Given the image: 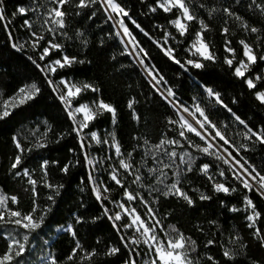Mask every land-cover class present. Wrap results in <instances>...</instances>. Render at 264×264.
<instances>
[{
    "label": "trees",
    "instance_id": "1",
    "mask_svg": "<svg viewBox=\"0 0 264 264\" xmlns=\"http://www.w3.org/2000/svg\"><path fill=\"white\" fill-rule=\"evenodd\" d=\"M76 2L78 0H72V3L62 9L67 13L64 18L66 26L59 29L50 22L44 23L48 10L56 7L52 0H3L4 14L8 19L0 22V103L26 85L35 83L40 91L33 99L12 109L10 116L0 120V195L16 196L18 202L13 204L9 200L8 207L24 214L31 212L34 201L39 206L37 216L43 214V209L50 208V211L42 228L36 232H25L13 224H0V255L8 248L9 240L4 234L6 232L14 233L22 242L23 235H29V242L26 245L28 251L18 258L23 264H40V258L44 256L57 258L58 264H79L78 258L83 252L77 253L76 261L67 260L77 240L85 251L95 249L98 253L91 261H83V264H125L129 250L124 248L120 235L131 236L130 230L118 233L113 228V222L104 215L101 201H97L92 184L89 183L90 172L101 182L102 189L103 187L110 189L106 192L108 199L103 200L110 214L116 211L113 207L116 203L112 201H124L136 208L142 219L148 220L144 204L139 199L128 202L123 198L124 189L111 180L106 168H101L94 174L86 163L85 152L94 151V147L86 144L85 149H81L80 138L72 130L73 121L59 98L62 92L53 91V86L48 82L52 80L56 85L61 78H71L81 85L91 84L100 90L82 91L72 101L73 106L103 99L116 109L115 123L112 115L104 112L89 123L85 132L115 133L124 154L122 157L128 160L127 153L131 152L130 162L144 177L142 181L144 187L133 183L131 191L140 193L144 200L149 202V206L156 210L165 230H168L169 225L175 226L185 236L196 241L197 252L192 253V256H198L199 264H212V261L207 259L208 256L220 264H264V247L254 236V229L248 227L250 222L246 220V216L250 214V210H245L244 197L251 198L261 213L255 225L261 230H264V198L256 191L249 192L244 189L242 184L234 179L228 165L216 159L215 154L205 155L180 139L178 133L181 129L178 124L168 123L169 118L179 119L176 109L153 87L134 58L122 54L125 45L121 43V38L115 35L117 28L114 27L105 9L99 3L78 9L74 6ZM116 2L129 12L128 17H123L125 25L140 46L149 53L150 58H145V63L163 76V81L158 85L161 90L167 94V89H172L175 97L171 99L189 108L198 103L232 145L229 147L217 138L216 142L223 150L227 149L241 163L247 161L264 174V144L256 141L255 137L251 140L245 139L244 133L247 129L235 119V116H239L254 131L264 129V104L256 98L257 91H264V79L255 81L256 88L249 89L244 79L234 75V67L238 66L240 60H245L240 40L248 43L257 54H264V14L252 4V0H185L190 11L208 25L209 31L204 33V39L216 57L215 62L202 61L205 64L203 68L197 69L188 65L187 70L169 59L154 41H158L163 47L173 48L174 55L183 63L190 58L188 48L196 32L200 30L197 20L188 22L186 34L180 36L171 23L180 15L178 8H173L170 12L157 8L153 12L150 8L156 7L158 0ZM257 3L264 4V0H257ZM20 7L25 9V14L18 12ZM225 7L242 19L237 20L235 16L227 15L224 12ZM112 14L115 16V13ZM25 20L32 24V28L25 25ZM245 23L249 26L248 29L244 28ZM5 24L7 28L4 27ZM136 24L148 32L149 36H145ZM49 27L56 30L50 33L47 31ZM251 27L259 31L252 33L249 30ZM224 28L229 29L227 35L223 33ZM32 32L45 37L36 49H33L31 43L34 39ZM166 32L171 34L167 45L164 44ZM226 40H230L231 47L235 49L233 67L224 62L226 56L233 58L225 51ZM48 41L62 44L63 49L50 50V55L42 61L39 56L42 48L48 46ZM13 43L22 44L23 49L18 51L12 47ZM63 55L76 57L84 63H75L65 68L58 67L52 74L41 71L44 64L60 59ZM37 64L41 67L38 68ZM256 76L264 77V61L258 60L246 72L247 78L255 80ZM207 88L218 92L228 107L217 104L214 97H209ZM130 100L135 101L132 109L128 107ZM229 108L231 112L228 111ZM135 116L140 119L134 118ZM187 135L204 146L199 137L191 133ZM14 137L25 149L22 154L16 148ZM165 137L180 139V145L164 146L167 151L177 152L176 163L164 169L167 178L164 183L157 184L156 177L159 176V172L152 174L148 169L161 167L156 163L160 158L166 163L169 162L166 156L161 157V153L152 147ZM145 140L148 144L144 143ZM38 143H45L47 146L36 147ZM184 152H188L192 157L191 171H187L186 163L180 162L179 156ZM213 152L215 153L214 150ZM106 154V157L114 159L112 150ZM17 155H22L23 161L18 169L13 170L11 164ZM44 161L49 162L47 177H44L41 169ZM66 164H69L67 174L61 171ZM204 164L209 165V175L213 180H209L200 170ZM24 169H27L32 179L37 181L35 196L32 185L28 183V177L23 175ZM220 170H225V176L219 175ZM17 171L21 174L17 175ZM124 174L127 175L125 172ZM127 177L131 182L134 179V176ZM177 179L180 181L178 186L192 197L193 206H189L179 196L162 194L166 190L165 185H171ZM45 180L52 185H63L59 188V195L45 186ZM214 182H222L230 189L237 190L230 194L217 193L214 190ZM124 184L127 186L128 182ZM201 193L210 196L211 199L201 200ZM49 195L54 196V201L48 199ZM233 207L240 211H231ZM77 217L81 218V223L76 222ZM212 221L215 223H210ZM67 225L73 226L76 232L75 239L69 232L56 231L57 228ZM210 239L215 242L206 247ZM242 244L247 247L241 248ZM110 246L119 247L120 252L105 255ZM129 248H135L140 253L133 257L139 262L140 257L144 255L143 251L133 245H129ZM225 248L234 251L233 260L223 257ZM13 264H16V261H13Z\"/></svg>",
    "mask_w": 264,
    "mask_h": 264
},
{
    "label": "snow or ice",
    "instance_id": "2",
    "mask_svg": "<svg viewBox=\"0 0 264 264\" xmlns=\"http://www.w3.org/2000/svg\"><path fill=\"white\" fill-rule=\"evenodd\" d=\"M52 2L56 5V7L48 10V15L44 23L48 24L50 22L52 25H55L56 28L63 29L66 26L64 18L67 13L62 9H64L65 5L72 3V0H52ZM97 3H99L100 6L105 8V11L109 13V19L114 21V27L118 25V27L122 30L123 35H121V31H117L115 33L116 36L121 37V43L125 44V50L122 54L134 56L136 62L144 66L148 76L151 77V79L155 82L153 87L159 85L163 81V76H161L158 72H155L154 68H152L150 65L145 63V58H150L149 53L143 47L140 46L139 42L136 40V37L132 35V33L129 31V28L125 25L123 17H128L129 12L126 11L124 7H122L119 3H117L116 0H78V2H76L74 6L78 9H84L92 5H95ZM252 4L256 5V7L260 10V12L264 14V4H258L257 0H252ZM157 8H161L165 12H170L173 8H178L184 20L188 22L197 20L198 23L200 24V30L196 32L195 34L196 38L189 50L190 51L194 50L193 54L194 55L199 54L201 59L200 60L189 59L181 63V61L177 59L176 56L174 55L175 50L173 48L163 47L159 44L158 41H154V43H157L158 47H161V50L169 59L179 64L185 70H187L188 65L197 69L205 67V64L202 62L204 60L215 62L216 57L214 53L209 50V45L208 43L205 42L204 39V33L209 31L208 25L202 19H199L193 12L190 11V8L188 4L185 3V0H158L157 6L151 7L150 10L155 12ZM18 12L20 14H25V9L23 7H20L18 9ZM224 12L229 16H235V13L232 12L227 7L224 8ZM112 13H115V16L111 15ZM76 14L79 15V12H77ZM117 17H119V19H117ZM235 18L237 20L242 19L239 16H235ZM7 19L8 17L4 14L3 0H0V22L6 21ZM24 23L29 28H32V24L29 21L25 20ZM133 23H135V21H133ZM171 23L177 29L180 36H184L186 34L189 25L183 23L180 17H177L175 20L171 21ZM243 26L245 29L249 28V26L246 23ZM4 27L7 28V25L5 24ZM136 27L139 28L140 31L143 32L145 36H149V33L144 31V29L141 28L139 24H136ZM55 30H56L55 28H51V27L47 28V31L50 33L54 32ZM249 30L252 33H257L259 31V29L255 27H251ZM223 33L227 35L229 33V29L224 28ZM64 35L66 36L67 34L64 33ZM78 35L82 36L83 33H78ZM170 35H171L170 33L167 32L165 33V40H164L165 45H167L168 37ZM32 36L34 37V39L31 42L32 47L33 49H36L37 47L40 46V42L43 41L45 37L42 34L38 35L36 32H32ZM125 37H127L128 39L125 40L124 39ZM9 38L11 39V34H9ZM172 38L174 39V37ZM239 43L243 47V56L246 58V60H240L238 66L234 67V75L241 79H244L249 89H255L256 88L255 81L264 79V77L256 76L254 80L252 78H247L246 72L248 71L250 66L256 64L258 60L264 61V54H257L256 52H254L253 48L244 40H240ZM47 45L48 46L42 48V51L39 56V59L42 61L45 59V57L50 55V50L63 49L62 44L53 43L52 41H48ZM129 45L131 46L130 49L128 47ZM12 47L16 48L18 51L23 49L22 44L17 45L13 43ZM225 51L228 52L233 58H229L226 56L224 62L228 64L229 67H233L234 58H235V49L231 47L230 40L225 41ZM141 54H143V56H141ZM33 63H35V61H33ZM75 63H84V61L77 60L76 57H69L68 55H63L60 59H56L52 61L47 66V71L51 73H55L57 71V66L59 68H65V67H71ZM37 67L40 68L41 66L37 64ZM41 71H45V69L41 68ZM48 82L50 85L53 86V91H58L54 81L49 80ZM60 83L64 85L67 91L62 93L59 98L61 102L65 104V109L68 112L69 117L73 121L72 130L76 132V135L80 138V147L83 150L86 147V143L84 136H82L81 134L84 132L85 129L88 128L89 123L93 121L97 115H102L104 112L110 113L113 117V122L115 123L116 109L111 104L104 102L103 99L94 101L91 106L88 104H81L73 108L70 98L77 97L84 90H91L93 92H99L100 90L91 84H83L77 86L75 84H69L68 81L63 79L60 81ZM157 90L159 91V89ZM39 91L40 89L37 87L35 83L19 88L15 95L9 97L7 100H3V102L0 103V120H3L6 117L10 116L12 114L11 112L12 109L19 107L20 105L26 103L28 100L33 99L34 96L39 93ZM206 92L209 97H214L215 102L217 104H220L225 108L228 107L226 104L223 103V100L221 99L220 94L218 92H215L211 88H207ZM161 95L164 94L161 93ZM174 97H175V93L172 91V89L170 88L167 89V95L164 96V98L168 100V102L172 105L174 109H176V115L179 117L178 120L169 118L168 123L178 124L179 128L181 129L178 133L180 139L186 141L189 147L194 148L205 155L215 154L216 159L221 160L225 165H228V169L232 171L234 179L239 181V183L242 184L244 189L248 190L249 192L256 191L261 195V197H264V174H261L260 170H257L254 166L248 164L247 161L241 163L240 160H238L236 156H233L232 152H228L227 149H224V151L227 152L228 158H225L222 155L214 153L213 149L214 147H217L216 145L217 138L219 139V141H222L223 144L232 147L229 140L226 138L225 134L218 128L216 123H214L209 118V116L206 115L205 110L198 103L195 104L193 109V108H189L186 105L176 103L175 99H169ZM256 98L262 104H264V92L257 91ZM134 103H135L134 100H130L128 102L129 109L133 108ZM228 111L231 112V109L229 108ZM79 113H83V120L78 121L76 119V115ZM184 113H186L188 117H191V120L194 121L195 125L198 127L194 126V124L185 117ZM233 115L235 116L234 113ZM134 118L140 119L138 116H135ZM235 119L240 124L244 125L245 129H247V131L244 133L245 139L251 140L252 137H255L256 141H259V143L264 144V129L260 130L259 132L254 131L239 116H235ZM187 133H191L194 136L199 137V139L204 142V146H201L200 144L193 141L187 135ZM110 135L112 137L111 146L114 147L116 156L119 157L124 155L121 152V147L116 139L115 133H111ZM90 136L97 143H101V142L108 143V141L106 140L101 141L95 132H91ZM13 139L16 144V148L20 150L22 154L25 151V149L22 148L21 143L18 140H16L15 137ZM180 139L173 140L165 137L162 138L158 144L152 146L153 148H155V150L158 153H161V157L166 156L169 161L168 163H166L163 158H160L156 160V163L158 165H161V167L148 169V172L152 174H156L157 172H159V176L156 177L157 184L164 183V180L167 178V173L164 171V169H167L176 163L177 152L174 150L167 151L164 149V146L180 145ZM144 143L148 144V141L145 140ZM46 146L47 145L45 143H38L36 145V147H40V148ZM151 150L152 149L150 148L149 151ZM233 150L236 151L235 149ZM237 155H239L238 151H237ZM127 157L129 158L128 160L126 159L119 160V167L122 168L129 175L134 176L132 183L140 184L141 187H144L142 183L144 177L141 174H139V169H135L134 164L130 162L132 153L131 152L127 153ZM84 159L87 164L89 165L93 164V159H90L88 153L86 152L84 155ZM179 159L182 164L186 163L188 165L187 171L192 170L191 168L192 157L188 152H184L183 154H181L179 156ZM22 161H23V156L17 155L13 163L11 164V168L13 170L18 169L19 166L22 164ZM69 163L71 164L72 162ZM48 166H49L48 161H44L41 164V169L44 173V177H47L48 175L47 172ZM200 170L204 175L208 176L209 180H213V177L209 175L208 164L202 165ZM61 171L67 174L69 172V164L64 165V167L61 168ZM16 174L20 175L21 173L17 171ZM23 175L25 177H28V183L32 185V192L33 195L35 196L37 181L35 179H32L27 169L23 170ZM219 175L221 177L225 176V170H220ZM88 179H89V183L92 184V191L95 194L97 201H101V206L103 208L104 215L107 216L108 219L113 222V228L116 229L118 233H122L126 229H134L133 236L126 237L125 235H120L121 243L123 244L125 249L129 250V257L125 261V264H139V262L133 257L135 255H139L140 253L135 248L130 249L129 245H136L138 247L141 243L147 246L148 252L145 253V255H148L150 257L148 260L144 261V264H199L198 256L197 257L192 256V253L197 252L196 241L189 236H185V234L183 232H180L178 229H176L175 226L169 225L168 230H165V228L163 227L162 219L158 218L159 214L156 212V210L149 206V202L144 200V198L140 195V193L129 190V188L122 182V180L118 178V172L115 168L112 169L111 180L124 189V197L128 202H134L137 199H139L140 202L144 204V206L147 208L146 214L150 216L149 220L145 221L144 219H142L141 214L137 212L136 208L131 207V204L126 205L118 201H112V202L117 204V206L122 210V213L116 212L114 214H110V210L103 204V200H107L108 197L102 195L101 182L96 181L91 172L89 173ZM44 183L45 186L51 189L56 195H59V188L63 187V185L56 186L47 183L46 180L44 181ZM179 183L180 181L179 179H177L175 183H172L171 185H165L166 190L163 191L162 194L164 196H169V195L179 196L180 198L184 199L189 206H193L194 201L192 197H190L186 191H184L181 187L178 186ZM193 190L198 191L197 189H193ZM214 190L217 193L222 192L225 194H230V192H235L237 189L236 188L230 189V187L225 186V184L222 182H214ZM109 191H110L109 188L103 187V192H109ZM48 199L54 201V196L49 195ZM200 199L210 200L211 197L201 193ZM9 200H11L13 204H16L18 202L16 196L8 197L5 195H0V224H13L15 226H18L19 228L24 229L25 232L28 233L36 232L37 230L42 228L45 221V217L47 213L50 211V208L43 209L42 210L43 214L37 216L36 212L39 206L36 205L34 201L33 202L34 206L31 212L24 214L21 213L20 211L10 209L8 207ZM244 204H245V210L246 211L250 210V214L246 216V220L250 222L248 224V227L254 229V236L258 238L261 246L264 247V230H261L260 228H257L255 226L256 221L259 220L261 217V213L257 210V207L254 204L253 200L248 196L244 197ZM231 211L233 212L240 211V209L233 207ZM122 216H127L129 222L118 224L117 222H120L122 220ZM76 222L81 223L82 222L81 218L77 217ZM210 223L214 224L215 221H212ZM62 230L71 233L73 238L75 239L76 232L73 229L72 225H68L66 228ZM160 233H163V237L160 235ZM237 239H239V237H237ZM28 242H29V235L27 234L23 235V242L17 239L15 236H11V234H9L8 248L7 251L3 253V255H0V264H13V261H16V264H23L22 261L18 260V258L24 256L26 251H28V248L26 247ZM97 242L99 243V241ZM214 242H215L214 240L210 239L207 241V244L205 246L207 247L208 245H212ZM232 242L234 243V241ZM45 243L47 244L48 241H45ZM245 247L247 246L243 244L241 245V248H245ZM78 252H83V255L78 258L79 264H83V261L85 260L91 261L94 256L98 255L95 249H92L91 251H85L82 248L80 242L77 240L75 247L71 250L70 254L67 256V260L76 261ZM118 252H120L119 247L110 246L107 248L105 255H109V256L115 255ZM223 257L226 258L227 260H233L235 257V253L233 250L225 248L223 250ZM207 259L209 261H212V264H220L219 261H216L211 256H208ZM40 264H58V261L57 258L44 256L40 258Z\"/></svg>",
    "mask_w": 264,
    "mask_h": 264
},
{
    "label": "rangeland",
    "instance_id": "3",
    "mask_svg": "<svg viewBox=\"0 0 264 264\" xmlns=\"http://www.w3.org/2000/svg\"><path fill=\"white\" fill-rule=\"evenodd\" d=\"M178 17L181 18V20H182L183 23H186V24L188 23V21H186V20L183 19L181 12H180V15H179ZM195 38H196V36L194 37L193 41L191 42V44H190V46H189V48H188V52H189V54H190V58H189V59H191V60H198V58H201V57L199 56V54H195V55L193 54L194 50H191V51L189 50V49L191 48V45H192V43L194 42ZM189 59H188V60H189ZM55 60H56V59H55ZM245 60H246V58H245ZM52 61H54V60H52ZM52 61H50V62H48V63H46V64L43 65V67H44L46 73L52 74L51 72L47 71V66H48ZM57 68H58V66H57ZM62 79L68 81L69 84H75V85H77V86H80V85H81V84L77 83L76 81L72 80L71 78H67V79H66V78H61V79H59V80L56 82V87H57V89H58V91H56V92H58V93H59V92L64 93V92L67 91V89H65L64 85L60 83V81H61ZM260 92H264V91H260ZM75 98H76V97H75ZM75 98H70V99H71V103H72V101H73ZM63 104H64V103H63ZM81 104H88V105L91 106V105L93 104V102H92V103H81ZM81 104H79V105H81ZM195 104H197V103H194V104L192 105L191 108L194 109ZM79 105H77V106H79ZM64 106H65V104H64ZM72 106H73V104H72ZM77 106H73V108H75V107H77ZM197 115H198V114H197ZM76 119H77L78 121H79V120H83V113H79V114H77V115H76ZM94 132L97 134V136L100 138L101 141H105V140H106V141H108V143H103V142H101V143H97L95 140H93V139L91 138V136H90V133H91V132H90V133H87V132H85V130H84V132L81 134L82 136H84V139H85L86 144H88L89 147H94V151H90V152L88 153L89 158H90V159H93V164L89 165V167L91 168V171L95 174V173H97L101 168H106V169L109 171V175H110V177H111L112 169L115 168V169L117 170V172H118V178L121 179L123 183L125 182V183L127 184V182H128L127 187H128L129 190L131 191V189H133V187H134V184H133L131 181H129L130 178L127 177V175H129V174L126 173L122 168L119 167V160H120V159H124V158H123L122 156H119V157L116 156V154H115V149H114V147L111 146V143H112V137H111L110 134H111L112 132H111V131H106L104 134H98L96 131H94ZM105 150H106V152L112 150V151L114 152V159L109 158V157H106L107 154H106ZM213 150L215 151V153H219V152H217V150H216L215 148H214ZM124 172H125L127 175H125ZM130 176H133V175H129V177H130ZM94 178H95L96 181H98V179H97L96 176H94ZM101 191H102V195H103V196H107V195H106V192H103L102 187H101ZM123 198H125L124 195H123ZM119 202L126 204L124 201H119ZM126 205H127V204H126ZM113 207H114V209L116 210L115 213H116V212H121V213H122V210L117 206V204H114ZM131 207H133V206H131ZM147 218H148V220H149V219H150V216L147 215ZM121 221H127V222H129L127 216H122V220H121ZM67 226H68V225H67ZM67 226H65V227H59V228L56 229V231H57V232L63 231L62 229L66 228ZM129 230H130V234H131V236H133V234H134V229H129ZM4 234H5V236L8 238V240H9V234H11V236H15L14 233H6V232H5ZM160 235L163 237V233H160ZM15 237H16V236H15ZM16 238H17V237H16ZM133 246L136 247V248H139L140 250L143 251L144 255H143L142 257H140L139 264H144V261H146V260H148V259L150 258L148 255H145V253L148 252V248H147V246L144 245L143 243H141L138 247H137L136 245H133Z\"/></svg>",
    "mask_w": 264,
    "mask_h": 264
},
{
    "label": "water",
    "instance_id": "4",
    "mask_svg": "<svg viewBox=\"0 0 264 264\" xmlns=\"http://www.w3.org/2000/svg\"><path fill=\"white\" fill-rule=\"evenodd\" d=\"M105 9V8H104ZM107 13V15L109 16V13L108 12H106ZM111 15H113V14H111ZM114 16V15H113ZM112 22L114 23V21L112 20ZM116 28H117V31H121V35H123V33H122V30L118 27V25L117 26H115ZM121 38V37H120ZM125 39V38H124ZM126 40V39H125ZM125 45V44H124ZM130 49V48H129ZM133 58H134V60L136 61V59H135V57L134 56H132ZM138 65H139V67L141 68V70L143 71V73L145 74V76L147 77V79L151 82V80L149 79V77L147 76V74H146V71H145V69H144V66H142V65H140L139 63H137ZM151 84H152V82H151ZM153 85V84H152ZM155 89H156V87H155ZM157 90V89H156ZM158 91V90H157ZM159 93H160V91H158ZM161 94V93H160ZM163 97H164V95H162ZM168 101V100H167ZM185 115V114H184ZM216 145H217V147H214L216 150H217V152H219V154H223V153H221V152H224L225 154L227 153V152H225L224 150H223V148L216 142ZM223 156V155H222ZM225 157V156H224ZM226 158V157H225ZM264 198V197H263Z\"/></svg>",
    "mask_w": 264,
    "mask_h": 264
},
{
    "label": "bare ground",
    "instance_id": "5",
    "mask_svg": "<svg viewBox=\"0 0 264 264\" xmlns=\"http://www.w3.org/2000/svg\"><path fill=\"white\" fill-rule=\"evenodd\" d=\"M125 39H126V37H125ZM126 40H127V39H126ZM128 47L131 48L130 45H129ZM144 69H145V68H144ZM146 74H147V72H146ZM147 76H148V74H147ZM148 77H149V76H148ZM149 79L151 80L152 84L154 85L155 82L151 79V77H149ZM155 87H156V89H159L160 93H163L164 96L167 95L165 92H163V91L161 90V88H160L158 85H156ZM169 99H171V98H169ZM184 114H185V117H186L187 119H189L190 122H192V123L194 124V126H196V125H195V122L191 120V117H188L186 113H184ZM196 127H198V126H196ZM221 153H223V154H221V155H223V156H225L226 158H228V155H227V154H225L224 152H221Z\"/></svg>",
    "mask_w": 264,
    "mask_h": 264
}]
</instances>
